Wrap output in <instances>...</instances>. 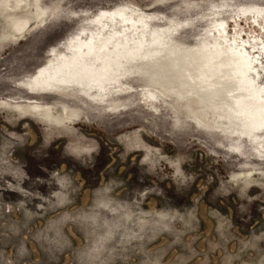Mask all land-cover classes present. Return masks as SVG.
I'll list each match as a JSON object with an SVG mask.
<instances>
[{"label": "rangeland", "instance_id": "rangeland-1", "mask_svg": "<svg viewBox=\"0 0 264 264\" xmlns=\"http://www.w3.org/2000/svg\"><path fill=\"white\" fill-rule=\"evenodd\" d=\"M25 1L23 10L0 0V99L60 100L27 94L22 81L98 8L155 13L186 44L216 17L230 37L263 33L238 13L264 0ZM224 2L230 14L215 16ZM34 6L42 23L14 37L8 13L25 16ZM150 86L156 98L135 94L122 116L81 110L65 126L0 108V264H264V151L246 141L249 155L230 153L211 122L191 118L196 97L164 82ZM110 124L126 128L106 132ZM243 161L255 169L248 177H239Z\"/></svg>", "mask_w": 264, "mask_h": 264}, {"label": "bare ground", "instance_id": "bare-ground-1", "mask_svg": "<svg viewBox=\"0 0 264 264\" xmlns=\"http://www.w3.org/2000/svg\"><path fill=\"white\" fill-rule=\"evenodd\" d=\"M14 5L16 9L23 10L28 7L24 0H14ZM229 6L224 2L212 8L214 11L211 10L215 16L220 13L221 17L222 10L226 12ZM34 8L25 16L8 13L9 31L13 35V32L17 33L14 37L20 39V36L30 33L35 29L37 19V24L42 23L43 10L37 6ZM98 9L82 17L85 24L63 37L58 42L60 48L52 49L47 62L35 68L22 81L27 94L41 97L44 93H51L60 96V100L52 104L43 103V100L39 102L32 97L20 100L5 97L0 99V108L20 112L22 117L35 116L65 126L80 119L81 110L95 113L98 110L100 115L108 114L106 110L111 109L110 114L122 116L125 100L135 94L143 101L155 99L150 85L157 81L164 82L171 89L189 92L198 99V109L189 110L191 118L211 122L227 138L226 145L230 153L245 157L247 151H251L245 148V142L248 141L262 156L264 5H242L238 13L241 14L238 20L247 23L252 21L262 29L261 37L253 34H249L251 37L247 40L240 36L230 37L223 33V20L216 17L215 23H211L214 24L212 28L206 24L210 25L208 31L193 44H186L173 36L175 25L167 26V22V25L160 24L155 13H145L134 6L122 5ZM226 13L229 15V10ZM67 99L76 102L69 103ZM150 106L157 107L154 104ZM110 125L105 128L106 132H118L126 128L125 125L114 128L113 124ZM227 154L229 156V151ZM247 156L249 159L250 156ZM248 161L241 162L244 169L240 170L239 177L240 174L248 177L255 170L247 166Z\"/></svg>", "mask_w": 264, "mask_h": 264}]
</instances>
